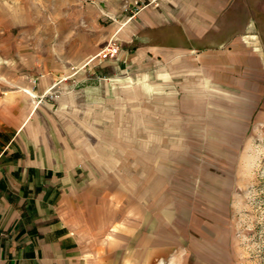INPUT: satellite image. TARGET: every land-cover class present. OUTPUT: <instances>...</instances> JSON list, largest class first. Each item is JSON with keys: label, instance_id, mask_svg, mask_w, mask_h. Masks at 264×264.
<instances>
[{"label": "rangeland", "instance_id": "obj_1", "mask_svg": "<svg viewBox=\"0 0 264 264\" xmlns=\"http://www.w3.org/2000/svg\"><path fill=\"white\" fill-rule=\"evenodd\" d=\"M97 2L0 0V150L31 118L11 151L39 146L57 157L70 147L67 152L84 154L80 163L75 159L74 174L58 176L64 186L57 194L61 219L82 249L81 264H138V241L158 224L164 239L182 235L190 245L193 237L213 238L227 242L231 264H264V97L252 107L246 100L248 110L198 118L128 117L124 94L103 91L105 119L63 121L72 113L63 108L65 90L48 88L47 75L67 66L66 44L89 32L88 8ZM83 39L87 50L89 37ZM119 78L112 74L103 83ZM86 96L90 117L94 94ZM142 107H135L137 115ZM162 139L164 152L146 153L147 141L162 146ZM174 142L185 149L167 151Z\"/></svg>", "mask_w": 264, "mask_h": 264}, {"label": "crops", "instance_id": "obj_2", "mask_svg": "<svg viewBox=\"0 0 264 264\" xmlns=\"http://www.w3.org/2000/svg\"><path fill=\"white\" fill-rule=\"evenodd\" d=\"M88 11L89 32L78 30L69 39L67 66L47 75L48 88L65 90L63 108L72 113L63 121L105 119L103 91L124 94L122 105L132 108L128 117L198 118L205 112L248 110L246 100L252 107L264 97V0H99ZM83 37H89L87 50ZM112 39L121 51L102 59L100 44ZM112 74L124 79L103 83ZM86 93L94 94L90 117ZM231 93L237 98L233 105ZM111 100L119 106L118 97ZM140 105L143 114L137 115ZM30 119L0 150V264H81L82 249L61 219L57 194L64 186L58 176L74 174L75 159L80 163L86 157L67 152L70 147L57 157L39 146L11 151ZM174 143L166 150L185 149L184 143ZM161 144L147 141L146 153L164 152V139ZM145 232L152 235L138 241V264H186L190 255L192 264H231L227 242L193 237L186 245L182 235L159 237V224Z\"/></svg>", "mask_w": 264, "mask_h": 264}, {"label": "built area", "instance_id": "obj_3", "mask_svg": "<svg viewBox=\"0 0 264 264\" xmlns=\"http://www.w3.org/2000/svg\"><path fill=\"white\" fill-rule=\"evenodd\" d=\"M121 51L120 45L117 44L113 39L108 42V45L106 48H104L101 53L99 54V57L102 59H108V57H115L117 56Z\"/></svg>", "mask_w": 264, "mask_h": 264}]
</instances>
